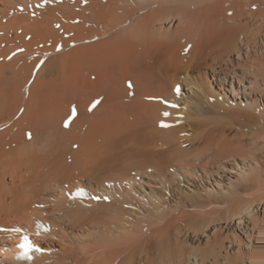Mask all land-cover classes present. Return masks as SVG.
<instances>
[{
	"label": "bare ground",
	"instance_id": "6f19581e",
	"mask_svg": "<svg viewBox=\"0 0 264 264\" xmlns=\"http://www.w3.org/2000/svg\"><path fill=\"white\" fill-rule=\"evenodd\" d=\"M41 1L0 0V228L30 264L264 263V0Z\"/></svg>",
	"mask_w": 264,
	"mask_h": 264
},
{
	"label": "rangeland",
	"instance_id": "374dc122",
	"mask_svg": "<svg viewBox=\"0 0 264 264\" xmlns=\"http://www.w3.org/2000/svg\"><path fill=\"white\" fill-rule=\"evenodd\" d=\"M259 56H260V57H259ZM259 56H258V55H256V56L253 55V56L251 57L252 59H251V60H248L247 67H249V68H251V69H258V68H260V67H264V65H263V64H264V62H263V61H264V56H263V55H262V56L259 55ZM253 57H254L257 61H254L255 59H254ZM258 57H259L260 59H258ZM261 57H262L263 59H262ZM249 61H250V62H249ZM251 61H252L253 64L251 63ZM255 62H256V63H255ZM257 62H258V65H257ZM261 63H262V64H261ZM254 65H255V66H254ZM262 127H264V125H263ZM261 130H263V129H261L260 126H257V127H255V130H253V131H254V133H260ZM258 264H264V263H262V262H258Z\"/></svg>",
	"mask_w": 264,
	"mask_h": 264
}]
</instances>
